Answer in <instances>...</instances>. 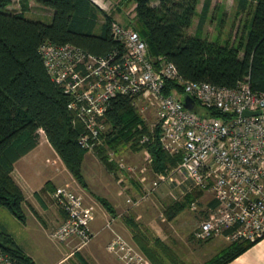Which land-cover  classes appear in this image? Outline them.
Instances as JSON below:
<instances>
[{
    "label": "trees",
    "instance_id": "obj_1",
    "mask_svg": "<svg viewBox=\"0 0 264 264\" xmlns=\"http://www.w3.org/2000/svg\"><path fill=\"white\" fill-rule=\"evenodd\" d=\"M128 1L136 4L140 25L134 28L147 41L150 54L163 55L174 62L185 80L234 87L249 76L253 89L264 92V0H239L238 14L252 7V16L244 27L247 36H242L238 43L231 36L225 40L203 36L205 18L213 0H205L196 34L189 30L201 0ZM154 1L158 4L154 5ZM37 2L54 9L50 23L27 16L29 0H21L23 11L17 13L7 10L11 0H0V208L6 207L22 221L26 219L23 209L26 198L12 172L15 163L39 144L40 130L45 132L75 179L87 186L83 173L87 150L79 142L84 124L69 108V94L50 75L40 47L46 42L59 46L71 44L96 56L124 49L113 36L115 22L112 16L92 0ZM174 86L182 92V86L173 81L169 82L166 91ZM209 113L219 115L214 110ZM105 122L107 129L101 135L103 142L95 151L111 172H116L118 164L110 160V153L112 150L121 153L120 147L131 141L136 149H149L156 171L166 170L181 160L180 155L173 156L162 148L158 128L155 139L140 145L139 138L143 134L151 135V129L139 113L134 97L122 94L114 97ZM202 192L196 189L174 199L166 206L167 217H175ZM216 205L214 200L213 206ZM131 223L135 240L146 256L156 261L159 253L148 247V241L145 243L144 240L149 239L135 222ZM252 243L248 240L230 243L208 263L227 264ZM0 248L17 263L36 264L2 224Z\"/></svg>",
    "mask_w": 264,
    "mask_h": 264
},
{
    "label": "built area",
    "instance_id": "obj_2",
    "mask_svg": "<svg viewBox=\"0 0 264 264\" xmlns=\"http://www.w3.org/2000/svg\"><path fill=\"white\" fill-rule=\"evenodd\" d=\"M112 31L124 49L105 56L88 54L71 44L46 42L40 47L50 75L69 94L68 106L84 124L79 137L82 148L95 151L103 142L105 115L114 97L132 96L134 103L149 100L156 107L157 120L150 128L151 135L139 138L140 145L155 139L158 128L162 148L180 155L181 160L157 173L140 197H149L161 184L181 196L194 189L208 191L217 205L195 229L199 239L224 236L254 242L264 237V92L253 89L249 76L234 87L185 80L174 62L150 54L147 41L134 27L115 22ZM171 81L182 86V92L178 86L167 92ZM186 95L194 98V109L184 105ZM210 110L219 115L210 114ZM246 110L260 113L244 115ZM147 154L152 161L150 151ZM110 155L119 166L129 167L124 159ZM133 170L135 167H129L127 171ZM123 178L120 173V180ZM53 197L65 219L50 236L60 242L76 240L78 249L89 244L97 235L91 227L96 204L87 203L66 186L55 188ZM127 202L132 205L141 199L132 196ZM193 207L197 209L198 204L194 202ZM115 219L110 217L105 228L114 231ZM106 247L124 264H153L118 232ZM0 264L20 263L0 248Z\"/></svg>",
    "mask_w": 264,
    "mask_h": 264
},
{
    "label": "rangeland",
    "instance_id": "obj_3",
    "mask_svg": "<svg viewBox=\"0 0 264 264\" xmlns=\"http://www.w3.org/2000/svg\"><path fill=\"white\" fill-rule=\"evenodd\" d=\"M204 2L205 0H201L199 3L198 14L196 15L193 24L189 30V33L191 34H196L198 32L199 24L202 18ZM32 3L34 5L32 10L28 13V16L34 20H42L46 23H50L53 18V15H51V10L45 8L43 5L41 6L40 3L38 4L36 0H32ZM107 3V9L111 10V12L121 11L122 14L123 12L126 13L127 21L128 23H130V26L136 27L140 25L138 23L135 11L136 4L134 2H130L128 0H107ZM153 4L157 5L158 3L154 1ZM8 6H10L9 8H12L13 11H19L22 8L20 0H11V3ZM250 8L252 9V7ZM250 8L247 9L245 12L238 14L237 11L239 9V0H213L210 11L205 18V23L203 26V36L208 37L209 39L221 37L222 40H225L231 36L232 39L235 40L236 43H238L242 36H247V32L244 27L245 24L251 20L252 13H250ZM100 19H102V16H100ZM243 54L244 53L241 52L240 55L243 56ZM135 104L138 107L139 113L144 117L149 127L151 128V126L154 125L157 120L156 107L151 104L149 100L145 99H142ZM198 109L201 108L199 107ZM41 135L45 136V133L42 130H40V138ZM132 143L133 141L127 143V145L125 146L123 145L122 147H120L121 153H116L112 150V154L116 159H124L127 167L129 165V167H135L136 170L129 172L127 171L129 167L123 168L124 166L121 167L118 165V169L116 170V172L112 173L101 162L96 151L87 150L84 159L85 161L83 164V173L85 175L86 182L89 185V191H87V189L79 183V187H76L74 185L65 186L80 195L81 197L85 198L86 202L93 204L95 202L99 203V201L97 200V198H93L91 193L92 189H96V187H94L93 180H91V176H94V174H97L98 172L100 175L103 176L105 180H107V184L111 188H121L122 185L119 183V181H117V179L120 178V173H123L125 177L126 181L125 183L123 182L124 185H128L129 188L131 187V185H135L137 178L142 179L141 177L146 178L145 181L143 179L141 180L142 184L144 186L149 187L151 181L156 179V174L165 170H154L152 164L153 161H150L149 157L147 156V152L149 151V149L146 147H143V149H136L133 147ZM24 160H26L24 161V166H28V169L31 168L36 170L40 174L41 180L45 179L46 181L47 179H49V177H51L53 181L56 182L57 179H59L57 175H62V170L60 168V165L62 166V163L59 157L56 156L54 151H52V149H50L48 145H44L43 143L40 149H38V151L31 154ZM143 168H147L148 170H146V172H142L141 169ZM55 176L57 178H55ZM117 182L121 186H119ZM170 192L171 188L168 187V185L166 184H161L156 190H152L150 196H147L146 198H141V194L139 195L136 194V192L134 193L133 191L129 190L128 195L130 196L128 197L133 196L134 200L141 199V202L132 205L127 202V207L125 208L124 213L127 212L136 214L140 210H145L147 212L146 216L148 218L155 219L156 217H158L159 214H165V207L174 200L172 199ZM213 198L214 196L211 192L203 191L197 198H195V201L189 203L188 206H186V208L183 210V215L192 214L194 215L197 221L193 232L190 233L191 236L193 235L195 238H199L194 233L195 229H197V227L199 226V223L204 217V215L208 216L210 214L211 211L209 212V209H207L206 206L207 203ZM194 202L198 204L197 209L193 207ZM4 212L6 215H4ZM25 215L28 216V227L24 226V221L14 217V215H12L6 207H2L0 209V222L3 223V225L9 229L8 231L10 233L14 234L17 237V242L22 247H25L27 250H29V252L38 261V264H50L52 261H54L60 256V251L58 250L57 245L62 242L53 239L50 236V230L47 231L44 229H38L36 224H34L32 220H30V215L27 213L26 210ZM139 222L142 223L140 220ZM164 223L165 222L156 223V221H153V223L149 224L150 236H155L157 234L156 230L158 229H162V233H165L167 235L172 233V227L170 225H165ZM177 225H179L182 229L181 222L180 224H174V228L177 227ZM113 232L115 235V232L117 231L114 229ZM123 232L122 233L125 234L124 236L128 239V241L133 243L145 255H147L145 250L139 246L138 241L133 240L128 236L132 234V232H129V230L127 229L125 231L123 230ZM214 238L217 237L210 236L204 238V240H193L195 242L196 247L194 250L195 252L193 254L192 250H189V253H187L186 248L182 247L181 245H178L181 249V252H179V254L182 256L173 251V249H171L170 246H168V244H166L162 240H157L158 242H161L160 245H156L154 241L149 242L148 247L150 249H154L156 252L159 253V257L158 259H156V261L155 259H152L153 264H209L208 262L212 258L217 256L230 243L237 242L229 240L226 237H221L223 238V240H212ZM153 240H155V237L153 238Z\"/></svg>",
    "mask_w": 264,
    "mask_h": 264
},
{
    "label": "crops",
    "instance_id": "obj_4",
    "mask_svg": "<svg viewBox=\"0 0 264 264\" xmlns=\"http://www.w3.org/2000/svg\"><path fill=\"white\" fill-rule=\"evenodd\" d=\"M92 1L95 2L102 9H104L108 15L112 16L114 22L121 23L124 26H130V23H128L127 21L126 13L123 12L122 14L121 11L111 12V10L107 9V6H106L108 5L107 0H92ZM20 4L22 5L21 0H20ZM33 5L34 4L32 3V0H29V9L26 11L27 16H28V13L32 10ZM9 7L10 6L7 7V10L10 12L17 13V12L23 11V7L19 11L18 10L13 11L12 8H9ZM44 7L51 10V15L54 14L53 8L46 7V6ZM100 21H103V19H100ZM42 143L44 145H48V147H50V149L54 151L56 156L59 157L62 163V166L60 165V168L62 170L61 171L62 175H57L59 179H57L56 182H54L51 177H49V179H47L46 181L45 179L41 180L40 174L36 170L31 169V168L28 169V166H24V161H26L24 159H26L31 154L38 151ZM12 175H13L14 180L21 187L25 195V198H26L25 203L23 205V209L25 208L24 212L25 210L27 211V213L30 215V220H32L33 223L36 224L38 229H41V230L44 229L47 231L50 230L51 232L56 227H58L65 219V212L63 211V209L59 206V204L56 202V200L53 197L54 189L57 188L58 186L74 185L76 187H79V184L82 185L75 179L73 174L66 167L65 163L63 162V160L61 159L57 151L53 148V146L49 142L46 134L45 136L41 135L39 144L34 149H32L27 154L22 156L15 163V168L12 172ZM55 178L57 177L55 176ZM139 179L140 178H137L135 185L133 184L129 188L128 185H124L126 181L125 177L122 180H120L119 178L117 179V181H119V183L122 186L117 182V184L121 186V188L119 187L118 189L117 187L111 188L107 184V180H105L103 176L99 174V172L97 174H94V176H91V180H93L94 182V187H96V189L91 190V193H92L93 198H97V200L99 201V203L95 202L96 210H95L94 217L91 221V227L94 231L97 232V235L89 244H87L86 246H83L81 249L76 248V244H77L76 240L71 241V242L59 243L57 245V248L60 251V256L54 261H52L50 264H90V263L92 264H124V262L119 257H117L115 254L110 253L106 247L108 242L111 240V238L114 235L113 230L109 228H105L107 220L112 216L116 217L113 223V228L117 232L122 234L123 236L125 235L123 233H126V232H123V230L125 231L127 229L129 230V232H132V234L128 236L132 238L133 240H135L134 227L131 223L133 221L139 226L143 234H145L146 237L149 239V240H144L145 243L146 241H148V244H149V242L154 241L156 245H160L158 244L157 240H162L166 244H168V246H170V248L173 249V251H175L177 254L181 252V249L179 248L178 245H181L182 247L186 248L187 253H189V250H192V254H193L196 248L195 242L193 240H204V239L195 238L193 235L192 236L190 235V233L193 232L196 226V223H197L194 215L192 214L183 215L182 213L184 211H181L175 217H173L172 219H169L167 215L165 217L166 213L164 211L165 214H159L158 217H156L155 219H152L146 216L147 212L145 210L143 211L140 210L136 214L127 213V212L124 213V210L127 207V201H126L127 197L130 196L128 195L129 190L133 191L134 193L136 192V194H139V195L143 194L145 190V186L142 184L141 179L140 181ZM83 187L86 188L87 191H89L88 184L87 186H83ZM195 191L196 190H193V192ZM170 193H171L172 199H178V198L183 197L181 196L180 192H175V193L170 192ZM101 200H104L105 202H102ZM213 203H214V199L210 200L207 203L206 207L207 209H209L208 210L209 212L211 211V209L214 208ZM4 215H6L5 212H4ZM14 217L16 216L14 215ZM139 220L142 223H140ZM152 220L154 222L156 221V223L165 222L164 223L165 225H170L172 227L171 229L172 233H170L171 235L162 233V229H158L156 230L157 234L151 237L149 234L150 232L149 224L153 223ZM180 222L182 223V229L180 228L179 225H177V227L174 228V224L175 225L180 224ZM24 223H25L24 226L28 227V216H26ZM0 224L3 225V223L1 222ZM7 230L9 229L7 228ZM12 235L17 241V237L14 234ZM154 237H155V240H153ZM221 237H224V236H217V238H214L212 240H223V238ZM23 248L30 256L34 258L36 264H38V261L29 252V250H27L25 247ZM227 264H264V237H262L261 239L257 241H254L249 248H247L241 254L236 256L233 260H231Z\"/></svg>",
    "mask_w": 264,
    "mask_h": 264
},
{
    "label": "water",
    "instance_id": "obj_5",
    "mask_svg": "<svg viewBox=\"0 0 264 264\" xmlns=\"http://www.w3.org/2000/svg\"><path fill=\"white\" fill-rule=\"evenodd\" d=\"M184 105L189 108V109H194L195 108V100L193 97H191L190 95H186L184 97ZM260 113L259 111H250V110H246L244 112V115H252V114H258Z\"/></svg>",
    "mask_w": 264,
    "mask_h": 264
}]
</instances>
